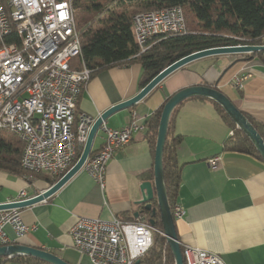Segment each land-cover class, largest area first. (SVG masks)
<instances>
[{
  "label": "crops",
  "instance_id": "1",
  "mask_svg": "<svg viewBox=\"0 0 264 264\" xmlns=\"http://www.w3.org/2000/svg\"><path fill=\"white\" fill-rule=\"evenodd\" d=\"M246 55L250 54L211 56L186 65L142 101L110 116L106 127L122 129L133 112L146 125L172 95L198 85L216 87L254 123L264 125V53ZM142 75L138 64L94 73L79 98L78 111L97 120L114 105L138 95ZM237 76L245 77L242 90L233 85ZM231 133L208 99H189L175 109L169 137L182 136L176 147L180 168L176 204L185 211L184 218L175 221L177 237L182 247L208 251L225 264H264V163L225 151ZM146 134L147 126L116 151L106 168L104 189L81 170L48 199L20 209L30 229L20 243L46 250L69 264H81L83 256L73 248L70 235L77 218L135 220L134 214L142 208L136 204L141 199L140 186L154 181L155 151ZM104 138L100 130L94 150L102 148ZM214 158H220L215 169L209 164ZM27 175L0 170V205L17 201L22 191L32 198L50 188L37 175L29 183ZM5 231L11 241L16 240L10 227Z\"/></svg>",
  "mask_w": 264,
  "mask_h": 264
},
{
  "label": "built area",
  "instance_id": "2",
  "mask_svg": "<svg viewBox=\"0 0 264 264\" xmlns=\"http://www.w3.org/2000/svg\"><path fill=\"white\" fill-rule=\"evenodd\" d=\"M185 33L181 7L133 19L132 34L141 54L158 39ZM81 55L72 0H0V132L23 144L20 163L29 183L37 174L62 178L77 162L96 122L78 111L79 98L93 76L83 62L80 70L72 69V61ZM244 81L237 76L233 85L242 90ZM146 126L134 112L122 129L103 124L104 145L91 153L82 171L104 189L109 161ZM219 161L209 160L211 168ZM28 199L22 191L15 202ZM171 210L175 221L184 218L180 205ZM29 231L20 209L0 210V247L15 244ZM70 235L73 248L91 264H140L164 231L145 216L133 221L79 217ZM182 255L184 264H225L220 256L190 246L182 247Z\"/></svg>",
  "mask_w": 264,
  "mask_h": 264
},
{
  "label": "trees",
  "instance_id": "3",
  "mask_svg": "<svg viewBox=\"0 0 264 264\" xmlns=\"http://www.w3.org/2000/svg\"><path fill=\"white\" fill-rule=\"evenodd\" d=\"M72 7L82 47V55L72 61V69L80 70L83 62L94 74L110 67L138 64L143 69V88L169 65L193 53L238 45L264 46V0H72ZM174 7H181L184 11L186 33L158 39L141 54L132 34L134 17ZM263 53L246 56H262ZM210 102L233 132L225 143V151L252 156L264 163L247 136L222 107ZM164 105L146 124V137L154 151ZM247 118L264 139V125ZM181 142L182 136L170 139L168 135L164 152V178L171 209L176 205L180 187L176 147ZM96 151L92 149L93 153ZM22 152L23 144L15 136L0 132V170L27 175L20 163ZM37 177L44 179L50 187L61 179L45 174H37ZM156 226L163 230L159 216ZM15 244L21 243L18 240ZM10 262L48 264L31 257H0V264ZM140 264H175L164 236L155 238L154 246Z\"/></svg>",
  "mask_w": 264,
  "mask_h": 264
},
{
  "label": "water",
  "instance_id": "4",
  "mask_svg": "<svg viewBox=\"0 0 264 264\" xmlns=\"http://www.w3.org/2000/svg\"><path fill=\"white\" fill-rule=\"evenodd\" d=\"M264 52V46L255 45H238L229 47H218L199 51L188 55L162 70L158 73L138 95L130 100L124 101L120 104L114 105L105 111L93 124L85 146L80 153V156L75 165L53 186L41 194L32 197L26 201L8 203L0 205V210L6 209H23L31 207L35 204L43 202L53 194L57 193L63 186H65L75 175H77L83 168L87 159L92 153L95 138L101 130L106 120L115 113L133 107L146 96H148L161 82L171 76L176 71L185 67L186 65L211 56L218 55H241ZM194 98L208 99L217 103L226 112L229 118L233 121L236 127L241 130L250 140L256 151L264 160V139L257 131L255 126L242 113L235 104L216 87L207 85L191 86L180 90L167 99L161 113L160 124L157 135L156 150H155V164H154V181H145L141 184V199L136 204L141 206V210L134 214V218L148 216L150 223L156 225L155 218L159 216L162 223L164 237L170 247L175 264H184L182 255V246L178 240L176 232V222L172 215L171 206L169 204L167 189L164 178V152L166 142L169 135V127L172 115L177 107L185 101ZM156 203V206L154 205ZM0 257L12 259L14 257H31L48 264H69L59 256L50 253L46 250L26 246L23 244H10L0 247ZM139 264V263H138Z\"/></svg>",
  "mask_w": 264,
  "mask_h": 264
},
{
  "label": "rangeland",
  "instance_id": "5",
  "mask_svg": "<svg viewBox=\"0 0 264 264\" xmlns=\"http://www.w3.org/2000/svg\"><path fill=\"white\" fill-rule=\"evenodd\" d=\"M80 262L81 264H91L90 259L87 256H83Z\"/></svg>",
  "mask_w": 264,
  "mask_h": 264
},
{
  "label": "flooded vegetation",
  "instance_id": "6",
  "mask_svg": "<svg viewBox=\"0 0 264 264\" xmlns=\"http://www.w3.org/2000/svg\"><path fill=\"white\" fill-rule=\"evenodd\" d=\"M146 216L148 217V216H150L149 214H146ZM157 219H158V216L155 218V220L157 221Z\"/></svg>",
  "mask_w": 264,
  "mask_h": 264
}]
</instances>
